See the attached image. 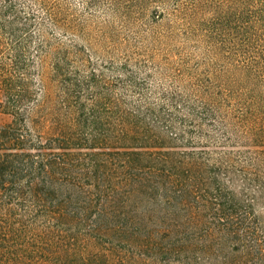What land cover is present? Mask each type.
Segmentation results:
<instances>
[{
	"label": "trees",
	"instance_id": "obj_1",
	"mask_svg": "<svg viewBox=\"0 0 264 264\" xmlns=\"http://www.w3.org/2000/svg\"><path fill=\"white\" fill-rule=\"evenodd\" d=\"M0 93V264H264V0H0Z\"/></svg>",
	"mask_w": 264,
	"mask_h": 264
},
{
	"label": "rangeland",
	"instance_id": "obj_2",
	"mask_svg": "<svg viewBox=\"0 0 264 264\" xmlns=\"http://www.w3.org/2000/svg\"><path fill=\"white\" fill-rule=\"evenodd\" d=\"M196 52H194L195 54ZM197 56V54H196ZM0 101H1V93H0ZM12 120V115L9 113L4 112L1 108H0V125H4L6 123H9Z\"/></svg>",
	"mask_w": 264,
	"mask_h": 264
}]
</instances>
